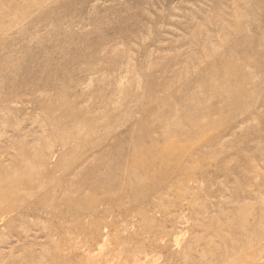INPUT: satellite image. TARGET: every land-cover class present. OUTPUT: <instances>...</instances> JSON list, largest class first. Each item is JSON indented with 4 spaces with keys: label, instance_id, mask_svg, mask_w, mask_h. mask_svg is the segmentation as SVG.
Segmentation results:
<instances>
[{
    "label": "rangeland",
    "instance_id": "rangeland-1",
    "mask_svg": "<svg viewBox=\"0 0 264 264\" xmlns=\"http://www.w3.org/2000/svg\"><path fill=\"white\" fill-rule=\"evenodd\" d=\"M0 264H264V0H0Z\"/></svg>",
    "mask_w": 264,
    "mask_h": 264
},
{
    "label": "bare ground",
    "instance_id": "bare-ground-1",
    "mask_svg": "<svg viewBox=\"0 0 264 264\" xmlns=\"http://www.w3.org/2000/svg\"><path fill=\"white\" fill-rule=\"evenodd\" d=\"M101 247V246H100Z\"/></svg>",
    "mask_w": 264,
    "mask_h": 264
}]
</instances>
